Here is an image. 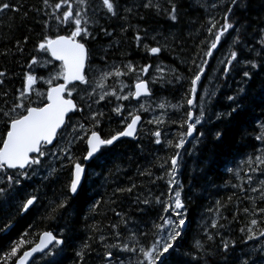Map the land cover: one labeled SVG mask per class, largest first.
Masks as SVG:
<instances>
[{
  "label": "trees",
  "instance_id": "obj_1",
  "mask_svg": "<svg viewBox=\"0 0 264 264\" xmlns=\"http://www.w3.org/2000/svg\"><path fill=\"white\" fill-rule=\"evenodd\" d=\"M50 2L55 4L59 0H50ZM143 2L144 0H117V3L121 5V16L126 15L123 11L125 7L134 9L125 21L116 17L109 18L106 10L103 9L101 0H89L88 16L96 23L89 24L95 39H90L87 46L93 53V63L98 70H108L109 65L122 66L128 62L137 68L148 64H151L152 68L160 65L162 71L158 72V75H153L162 76L164 80L172 82L151 83L149 76L152 68H150L148 76H143V79L149 81V88L154 95L141 102L150 104L148 111L155 110L157 112L155 117L166 112L165 119L183 118L188 108L186 95L191 87L190 78L193 72L198 71L192 61L195 60L197 65L204 60L207 61L204 75L198 85L197 102L199 103V99L203 97L202 90L207 88L208 92L215 91V96L210 98L211 104L208 111L212 120L203 126H197L198 130L205 132V137L199 138L195 134L194 140L185 145L187 153L190 154L183 156V165L178 177L184 185V194L191 197L188 205L189 224L186 235L181 241L180 252L190 250L194 252L192 248L194 238L201 239L206 246L209 245L202 234L201 227L204 221L211 223L213 213L209 209L215 206L217 199L226 202L227 197L236 191L231 184L237 181L225 166L232 168L238 164L242 166V161L248 155L258 154L257 149L261 147L260 143L255 140V136L259 133V123L264 121V108L258 106L259 97L264 92V72H259V69L254 70L252 79L247 80L242 77V74H237L239 71L237 69L225 77L223 75L224 65L220 61L227 55V43L222 42L212 57L208 59L204 57L201 49L206 50L207 44H202V41L208 39L210 42L206 31L208 19L215 16L223 23L221 20L223 8L212 9L210 7L213 2L219 3V0H177L180 18L179 23L175 25L163 14L157 16L153 10L144 9L141 6ZM161 2L163 3L164 0ZM11 3L19 6L20 11L0 14V71L7 74L4 77L5 84L0 85V108L10 107L18 95L17 90L23 87L24 73L29 71L27 64L32 56L38 55L34 49L41 38L44 35H68L70 29L74 27V25L68 27L61 25L57 28L56 21L52 19L51 28H46L44 21L49 20V17L45 15V12L50 13L52 9H44L43 0H11ZM164 7L168 5L164 3ZM36 9H41V11L37 12ZM61 11H63V6ZM136 13L145 16L146 20L139 19ZM232 20L237 24L247 26L248 30L242 32V37L245 40L250 39L253 32L264 25V0H244V5L235 9V16ZM122 26L128 30L122 31ZM137 28L141 30L142 36L143 29L147 28L148 31V36L143 39L142 44L154 47L157 46V41H160L161 44L166 45V49L158 56H151L142 46L138 48L135 40ZM102 29H107L112 35H105ZM152 36H156V40H153ZM253 58L259 61V57ZM51 68H53L52 65L48 68H37L35 74L46 77ZM169 69H173L174 74H170ZM213 71H217L216 74ZM175 77L181 78L176 79ZM122 79L130 86H134L135 74ZM105 83L106 90L109 91L111 87L117 85L114 79H109ZM241 86L246 89L245 105L251 109L247 120L240 125L228 124L227 121L221 124L215 119L214 113L228 110L227 97L234 95ZM36 87L46 92L48 86L39 83ZM5 92L8 93L7 97L3 95ZM73 96L79 105L84 106V113H72L70 123L79 122L84 124L85 128H91V121L86 117L90 114L87 103H92L93 110L100 109L105 113L99 128L94 129L98 130L102 136L115 134L124 126L120 123L122 117L111 111L117 104L124 106V115H127L129 111L136 112L130 106L136 104L132 99L117 101L114 97H108L100 104H96L94 103L95 97L84 101L75 92ZM36 99L33 95V100ZM164 101L168 102V106L166 109H160L158 105ZM180 103H183V107L179 111L171 107ZM148 111L137 112L141 116V124L134 140L117 141V146L105 150L103 157L85 165L86 170L91 173L86 180V191L77 200L69 199L68 207L53 211L55 205L68 196L66 185L69 181L71 165L66 159L59 158L45 157V164L39 167V172L31 175L30 179H22L21 183L16 186L12 198H0V264L11 247L19 240L23 239L25 244L20 248L18 256L34 246L39 236L46 231L52 232L54 236L65 242L61 246H53L51 253L38 257L32 264H81V258L77 256V252L81 251L85 244H90L91 247L84 256L83 264H105L102 256L105 248L99 242L101 234L108 237L106 243L120 242L113 240L114 233L109 227L120 220L112 209L125 213L130 218L129 228L135 226L142 232L151 233L152 222L157 219L161 208L154 203L151 205L137 204L136 196L138 194L140 199H144L145 196L154 198L167 192L168 186L165 182L167 177L164 180H155V176L163 175V169L159 167L160 158H165L174 151L164 141L174 139L180 129L170 120L166 125H160L162 144H155L152 132L157 129V125L148 123L151 120L148 119L150 116ZM68 122L67 119L66 123ZM217 126L229 129L228 139L223 145H218L212 138V132ZM3 130L4 125L0 123V133ZM79 135H83V132H79ZM85 149L84 141L77 140L72 145L73 153L81 158L85 154ZM181 151L184 152V150ZM210 159L214 160V163L209 164ZM95 164L102 166L95 167ZM89 165L93 167H88ZM52 168H55L56 172L53 176H49ZM145 169H150L153 176L140 175V172ZM0 178H3V174H0ZM152 180H155V183L151 182ZM132 183L137 185L132 194L120 196L115 204L105 203L112 196V190L118 185L128 187ZM2 186L4 185L0 184V187ZM30 195H36L37 202L34 206H30L29 210L24 211L22 204ZM96 202H100V207L93 210L92 205ZM248 203V201H243L240 204L241 212L236 221L232 220L234 204L224 209L228 220H222L221 223L226 224L227 227L221 229V234L215 237L216 244L221 243V236L225 240H234L238 254H242L253 245L259 246L260 241H248L247 244L242 242L246 239V236L240 232V228L245 227L246 223L242 209ZM95 225L102 229V233L93 230ZM118 231L124 235L128 234V230L123 225ZM210 231L215 232L216 230L210 229ZM150 239L151 235L141 237L143 242ZM260 239L264 240V237ZM113 252L116 258L123 259L125 264H128L130 257L133 261L135 259L131 253L118 252L115 249ZM182 258L188 259L186 256ZM214 259L222 260V256L218 255ZM15 260L16 257L11 258L9 264H14Z\"/></svg>",
  "mask_w": 264,
  "mask_h": 264
},
{
  "label": "snow or ice",
  "instance_id": "obj_2",
  "mask_svg": "<svg viewBox=\"0 0 264 264\" xmlns=\"http://www.w3.org/2000/svg\"><path fill=\"white\" fill-rule=\"evenodd\" d=\"M103 9L106 10L109 18L116 17L128 20V16L133 13V8L125 7L123 11L126 15L121 16V5L117 0H101ZM164 3L168 7H164ZM44 9L51 8L52 11L45 12L49 20L44 21L46 28H51L50 21H56L57 28L63 25L68 27L74 25L70 29L68 35H44L36 44L34 51L38 55L31 57L27 68L29 71L24 73V83L21 89H18V95L10 107L0 108V123L4 125V130L0 133V198H12L13 192L22 179H30L31 175H35L37 168L44 163V158L66 159L71 165L69 173V181L66 185L68 196L59 201L53 211L68 207V201L79 199L86 191V180L91 173L86 170L84 161H97L105 155V150L117 146V141L121 138H135L138 125L141 122V116L137 114L140 109L148 111L143 104H139L136 112L129 111L124 115V106L117 104L111 109L117 116L122 117L120 123L124 126L122 130L108 136H102L98 130L100 121L105 113L100 109H92V103H87L90 114L86 117L91 121V128H85L84 124L76 122L70 123V113H84V106L79 105L74 99V92L81 100L88 101L95 97L94 103L100 104L108 97H114L117 101H128L135 99L140 101L142 97H151L154 95L149 88V81L143 79V76L149 74L151 64L134 67L131 62L124 63L122 66L112 64L108 66V70H98L93 63V53L87 46L90 39H95L94 33L90 30L89 24L96 23L88 16L89 0H59L52 4L50 0H43ZM244 0H219V3L213 2L212 9L218 7L223 8L221 20H217L212 16L207 21V34L210 38L202 41L207 44V49H201L204 57H212L214 51L217 50L221 43L228 44L227 55L220 61L223 67V75L227 77L231 71L239 69L238 75L242 74L243 78L251 80L254 70L264 72V25L254 31L251 38L245 40L242 32H247V26L233 22L232 17L235 16V9L242 7ZM63 6V11L62 10ZM144 9L153 10L155 15H164L174 25L179 23L180 8L177 0H144L141 4ZM9 11H20L19 6H14L11 0H0V14ZM40 12L41 9H36ZM95 11V9H93ZM139 19L146 20V17L139 15ZM219 25V26H218ZM105 35L111 36L112 33L107 29H102ZM128 29L122 26V31ZM141 30L137 28L135 40L137 47H143L144 50L153 56H158L166 49V45L157 41V46L150 47L148 44H142L143 39L148 36L147 28ZM159 34V33H158ZM156 40V36L151 37ZM26 43V41H25ZM248 45H253L249 47ZM258 45V47H257ZM19 47V45L17 46ZM23 51V49H21ZM251 53L252 55H248ZM6 54V53H5ZM253 57H259V61ZM103 59V57H101ZM58 62V67L56 66ZM198 71L193 72L190 78L191 87L186 95V103L188 108L184 112L182 119H165L166 112L159 117H154L148 123L157 125V129L152 132L155 137V144H162L160 125H166L169 120L172 124L177 125L178 131L174 139H166L164 143L169 148L174 149L173 153L165 158H160L159 167L163 169V175H156L155 180L166 179L167 192L161 195L145 196L140 199L137 194L136 203L151 205L156 204L161 208V212L157 219L152 222L151 233L140 231L133 226L129 228L130 218L125 213L112 209L120 220L109 225L112 228L114 241L106 243L108 237L101 234L99 242L105 248L102 256L105 264H125L123 259H117L113 249L118 252L131 253L134 261L129 258L128 264H264V121L259 123V133L255 136V140L261 145L257 149L258 154L248 155L242 161V166L237 165L235 168L228 167L226 170L231 172L237 183H232L231 187L236 191L233 195L227 197V201L217 199L215 206L209 211L213 213L211 223L204 221L201 225L203 236L206 237L209 245L199 238H194L192 245L193 251L180 252L182 248L181 241L186 235V229L189 224L188 205L191 201L190 196L184 194V185L178 178L183 165V156L187 153L185 145L189 142V138L194 134L199 138L205 137V132L198 130V125L203 126L206 122H211L212 116L208 114L211 104V97L215 96V91H205V97L200 98L199 103L197 97L198 85L201 77L204 75L206 60L200 64L192 61ZM53 68L48 70L47 76L36 75L37 68ZM156 72H161L162 68L157 65ZM170 74H174L173 69L168 70ZM135 74L134 90L133 86L125 83L122 79L125 76ZM258 74V73H256ZM6 72L0 71V85L5 84ZM180 79L181 77H175ZM114 79L119 84V88L111 87L106 90V81ZM43 82L46 84L47 91L39 90L36 85ZM62 81V83H56ZM171 83V80H164L162 76H154L151 83ZM84 87H80V86ZM128 89L127 93L124 90ZM99 90V91H97ZM7 97L8 93H3ZM33 95L37 98L33 100ZM246 89L241 86L234 95H229L228 110L215 112V119L223 124L236 123L243 124L248 117L251 109L245 105ZM259 107L264 108V92L259 97ZM7 104V100H5ZM111 103V101H109ZM255 103V101H253ZM168 102L159 103L160 109H166ZM174 110L179 111L183 107V103L172 105ZM198 109V112H197ZM66 117L68 123H66ZM71 129V131H69ZM83 132V135H79ZM229 129L227 127L217 126L212 132V138L218 145H223L228 139ZM166 135V134H165ZM70 137V138H69ZM87 137V139H85ZM79 141H84L87 145L85 154L81 157L76 156L72 151V145ZM181 150H184L182 152ZM209 164L214 160H209ZM101 164H95V167H101ZM63 167V165H62ZM88 167H93L89 165ZM11 170V171H9ZM56 172L55 168L49 171V176H53ZM243 172V175H241ZM142 176L152 177L153 173L150 169L140 172ZM155 180L151 182L155 183ZM137 188L135 183L131 186H117L112 190V196L105 203L111 205L117 202V199L124 194H132ZM166 198H163L165 197ZM235 198V199H234ZM38 197L30 195L22 204L24 211L29 210L30 206H34ZM243 201L249 203L243 207L242 211L245 216V227L240 228V232L246 239L242 242L247 244L248 241H260L259 246L253 245L251 248L237 253V245L235 241L225 240L221 236V243L216 244L215 237L221 234V229L227 227L221 221H227L228 216L224 214V209L230 204H234V214L232 220L236 221L241 212L240 204ZM100 207V202L92 205L93 210ZM123 225L128 234L124 235L118 229ZM215 229V232L210 231ZM93 230L100 231L98 225L93 226ZM151 239L143 242L141 237ZM64 240L57 239L52 232H44L40 238L39 244L26 250L22 255L18 256L20 248L25 244L23 239L19 240L11 250L5 255L2 264H9L11 258L16 257V264H28V260L34 253L44 252L49 245H62ZM90 244H85L83 249L77 252V256L81 258L83 264L84 256ZM215 249V250H214ZM51 253V250H49ZM218 255L222 256V260H215ZM188 257L183 259L182 257ZM180 257V258H178Z\"/></svg>",
  "mask_w": 264,
  "mask_h": 264
},
{
  "label": "rangeland",
  "instance_id": "obj_3",
  "mask_svg": "<svg viewBox=\"0 0 264 264\" xmlns=\"http://www.w3.org/2000/svg\"><path fill=\"white\" fill-rule=\"evenodd\" d=\"M49 66H50V65H49ZM49 66H48V67H49ZM155 68H156V66H154V67L152 68V70L150 71V76H149L150 81H152V78L154 77L153 74H157V75H158V72L155 71ZM147 76H148V75H147ZM40 84H41V85H46V84H43L42 81H41ZM116 88H117V89L119 88V84H118V82H117ZM206 89H207V88H206ZM206 89H204V91H203V90L201 91V95H203L202 98H204V99L206 98V97H205V91H206ZM127 91H128V89H125V90H124V93L126 94ZM141 103H143L147 108L150 106L149 103H144V102H137L136 104H134V105H130V106H131L133 109L137 110V108L139 107V104H141ZM139 111H144V110H143V109H140ZM148 112H149V114H150V116H149L148 119L153 120V118L155 117V115H156L157 112H155V110H149ZM46 158H49V157L46 156ZM44 164H45V163H44ZM39 167H40V166H37V167H36V168H37L36 174L39 172ZM46 254H47V253H46Z\"/></svg>",
  "mask_w": 264,
  "mask_h": 264
},
{
  "label": "water",
  "instance_id": "obj_4",
  "mask_svg": "<svg viewBox=\"0 0 264 264\" xmlns=\"http://www.w3.org/2000/svg\"><path fill=\"white\" fill-rule=\"evenodd\" d=\"M153 56V55H152ZM58 63V62H57ZM62 83V82H61ZM144 98H148V97H142L141 99H144ZM134 101H137V100H135V99H133ZM72 113H70L69 115H71ZM66 121H67V117H66ZM139 126V125H138ZM194 137H195V134H194ZM194 137H192V138H189V142L194 138ZM123 139H125V140H133L134 138H132V137H125V138H121V140H123ZM188 142V143H189ZM187 143V144H188ZM186 144V145H187ZM86 147H87V145H86ZM91 161H84V163L85 164H88V163H90ZM9 171H11V170H9ZM43 234V233H42ZM42 234L39 236V238H38V240H37V243L33 246V247H35L37 244H39V242H40V238H41V236H42ZM58 239V238H57ZM54 244H52V245H49V247L47 248V249H45L44 250V252H37V253H34L33 254V256L32 257H30L29 258V260H28V264H30L31 262H32V260L35 258V257H37V256H39V255H42V254H44L45 252H47L52 246H53ZM59 246H61V245H59ZM32 247V248H33ZM29 250H31V249H29ZM14 264H16V262L14 263Z\"/></svg>",
  "mask_w": 264,
  "mask_h": 264
},
{
  "label": "bare ground",
  "instance_id": "obj_5",
  "mask_svg": "<svg viewBox=\"0 0 264 264\" xmlns=\"http://www.w3.org/2000/svg\"><path fill=\"white\" fill-rule=\"evenodd\" d=\"M206 65H207V63H206L205 66H204L205 68H206ZM57 66H58V65H57ZM215 69H216V68H215ZM204 72H205V71H204ZM213 72L216 74L217 71H216V72L213 71ZM197 91H198V90H197ZM130 99H131V98H130ZM148 99H149V98H148ZM140 102H141V101H140ZM133 103H134V102H133ZM135 103H136V102H135ZM36 243H37V242H36ZM32 247H33V246H32ZM32 247H31V248H32ZM31 248H30V249H31ZM28 250H29V249H28ZM49 250H51V248H50ZM49 250H48L47 252H45L44 254H42V255H45L46 253H50ZM21 255H22V254H21ZM42 255H39V256L35 257V258L32 260V262H31L30 264H32L34 260H37V258L40 257V256H42ZM15 262H16V260H15ZM15 262H14V263H15Z\"/></svg>",
  "mask_w": 264,
  "mask_h": 264
}]
</instances>
